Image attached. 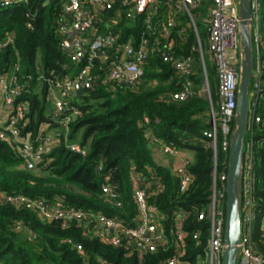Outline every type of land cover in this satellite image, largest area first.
Segmentation results:
<instances>
[{
	"label": "trees",
	"instance_id": "obj_1",
	"mask_svg": "<svg viewBox=\"0 0 264 264\" xmlns=\"http://www.w3.org/2000/svg\"><path fill=\"white\" fill-rule=\"evenodd\" d=\"M64 2L0 0V42L8 40L0 49V74L11 73L18 65L17 74L24 82L18 99L28 104L25 124H17L21 136L39 134L41 123L55 126L49 119L46 81L38 76L48 79L53 76L51 72L64 76L77 67L59 47L56 25ZM209 5L210 0H202L190 10L198 37L185 10L176 13L171 27V49L177 57L193 53L191 78L195 87H200L205 72L207 92L196 90L184 100L171 99L182 77L172 62L164 61L156 51L151 52L140 81L122 88L107 79L105 69L97 62L95 81L73 100L79 113L70 123L67 140L64 131L59 130L58 140L43 154L41 163L30 167L19 155L17 142L0 138V264H168L174 254L181 255L185 264H207L210 219L206 206L212 191L213 167L216 165L219 176L227 169L228 158L220 132L215 144L203 134L210 128L211 116H218L220 101L215 63L211 55L207 59L204 55L209 49ZM259 15L264 34V0H259ZM142 27L140 15L110 26L118 34L116 45L129 38L136 41ZM258 55L264 59V42ZM260 85L262 90L250 100V112L255 111L260 120L248 124L245 145L252 148L256 175L252 245L264 257V66ZM150 136L193 152L187 165L192 179L185 190H179L175 167L155 160ZM72 141L85 146V154L71 150L67 143ZM138 176L147 182L148 201L159 209L167 238L153 250H140L125 240L113 244L100 235L94 224L95 215L117 219L126 226L137 223L133 187ZM104 182L117 192L119 205L104 197ZM157 182L162 185L160 189L155 187ZM9 195H23L48 206L80 209L89 217L65 223L55 218L45 220L35 210L8 201ZM178 214L185 233L181 244L174 231Z\"/></svg>",
	"mask_w": 264,
	"mask_h": 264
},
{
	"label": "built area",
	"instance_id": "obj_2",
	"mask_svg": "<svg viewBox=\"0 0 264 264\" xmlns=\"http://www.w3.org/2000/svg\"><path fill=\"white\" fill-rule=\"evenodd\" d=\"M202 0H65L62 15L57 20L56 31L60 36L59 47L66 52L70 60L77 64L72 74L43 77L38 79L46 81L50 98L49 119L64 131L67 140V132L71 121L79 113L78 106L73 102L78 89L83 91L90 87L96 79L94 67L99 62L100 67L106 71L107 79L116 87L136 84L143 77L145 66L148 64L150 54L153 51L167 62H172L181 74L182 81L178 90L170 94L173 100H184L196 93L195 84L191 78L195 57L189 52L177 57L172 47L171 27L178 11L185 10L189 17L190 25L198 37L195 19L190 10L200 5ZM240 0H210L208 17L206 18L209 32L208 42L212 59L216 66L218 93L220 97L219 112L215 118H210V128L204 130L210 141L215 144L218 132L222 135V149L227 152L230 144V134L234 127L236 108L237 84L239 75V59L241 46L238 33ZM251 5V32L254 66L249 89L250 99L260 93L261 69L264 59L258 55L259 46L264 42L259 26V0H250ZM136 15L141 16L142 29L136 41L129 38L121 45H116L117 36L110 26H116L122 20L128 21ZM120 31V30H119ZM8 43V40L0 42V49ZM200 58L203 65V52L198 44ZM80 63V64H79ZM18 65L9 74H0V106L5 108L6 116L3 119L5 125L0 127V138L14 140L18 144V153L26 163L35 165L43 161V154L58 140L56 134L43 132L47 123H41L39 134L32 136L27 133L21 136L18 123L25 124V113L28 104L25 100H19L24 82L17 74ZM30 78V76H28ZM203 86L208 90L207 74L203 73ZM204 88V87H203ZM249 113V123L259 121L260 117ZM248 128V127H247ZM154 150H160L165 156L178 155V148L162 142L155 136H150ZM67 146L76 152L85 154V146L78 142H68ZM190 159L181 158V163L175 167L179 176V190L183 191L191 182L192 176L187 170ZM102 169L101 165L97 166ZM213 167L212 191L206 206L210 219L209 236L207 245V264H220L224 247V218H225V185L227 169L219 176ZM256 179L253 170V151L250 146L244 148L242 177H241V237L237 243V264H264V257L255 252L252 245V232L254 225L253 191ZM147 182L143 177H137L133 187V193L138 207L137 223L126 226L114 218H106L95 215V223L100 235L113 244H119L123 240L127 244H134L140 250H153L158 243H165L167 238L161 228V214L157 206L148 201ZM155 187L160 189L161 183ZM104 197L119 205L117 192L108 182L101 184ZM6 199L14 204L23 205L35 210L45 220L61 219L64 223L70 220L87 219L89 214L80 209L54 205L48 206L42 201L32 200L23 195H9ZM203 212L199 214L201 218ZM180 218L175 216V238L181 244L185 233L180 228ZM264 227V223H262ZM196 238L197 235L193 234ZM77 248L81 250L80 245ZM181 256V255H180ZM177 254L168 258V264H185ZM163 264V263H159Z\"/></svg>",
	"mask_w": 264,
	"mask_h": 264
},
{
	"label": "water",
	"instance_id": "obj_3",
	"mask_svg": "<svg viewBox=\"0 0 264 264\" xmlns=\"http://www.w3.org/2000/svg\"><path fill=\"white\" fill-rule=\"evenodd\" d=\"M238 12V33L241 56L239 59L234 127L230 134L228 148L223 233L224 247L220 264H237V243L240 240L242 231L240 219L242 163L245 135L249 124L251 100L249 89L254 66L250 0H240ZM124 84L130 86L126 81ZM82 92L83 88H80L76 93L81 94ZM29 166L32 167V164H29Z\"/></svg>",
	"mask_w": 264,
	"mask_h": 264
},
{
	"label": "crops",
	"instance_id": "obj_4",
	"mask_svg": "<svg viewBox=\"0 0 264 264\" xmlns=\"http://www.w3.org/2000/svg\"><path fill=\"white\" fill-rule=\"evenodd\" d=\"M5 116H6L5 108L3 105H1L0 106V127L5 125L4 120H3L5 118ZM43 127L47 133L56 134L59 131V129L55 126H53V127L43 126ZM74 142H77V141H74ZM178 151H179L178 155H176L174 157H170L171 158L170 163H174V164H172L174 167H177L179 165V163H181L182 157H187L190 159L192 156V153H193L191 150L178 149Z\"/></svg>",
	"mask_w": 264,
	"mask_h": 264
},
{
	"label": "rangeland",
	"instance_id": "obj_5",
	"mask_svg": "<svg viewBox=\"0 0 264 264\" xmlns=\"http://www.w3.org/2000/svg\"><path fill=\"white\" fill-rule=\"evenodd\" d=\"M199 18H197V20H198ZM204 55H205V58L207 59L208 58V56H210L211 55V52H210V50L209 49H205L204 50ZM201 87V88H200ZM200 87H195V90H197V92L199 93V92H201V91H203L204 93H205V89H206V86L204 85L203 86V84L200 86ZM204 87V88H203ZM201 90V91H200ZM202 92V93H203ZM207 92V91H206ZM48 99H49V104H50V98H51V96H50V94H49V92H48ZM154 158H155V160L157 161V162H159V163H162V164H164V165H170V164H174V163H170V156H165V155H163V153L160 151V150H154ZM172 162V161H171ZM254 221H255V217H254ZM26 239H27V241L28 242H31L32 241V238L30 237V236H27L26 237Z\"/></svg>",
	"mask_w": 264,
	"mask_h": 264
}]
</instances>
